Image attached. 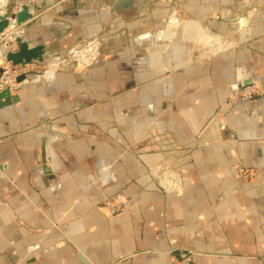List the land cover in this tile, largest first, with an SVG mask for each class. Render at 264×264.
Masks as SVG:
<instances>
[{
  "label": "crops",
  "instance_id": "0c3cea01",
  "mask_svg": "<svg viewBox=\"0 0 264 264\" xmlns=\"http://www.w3.org/2000/svg\"><path fill=\"white\" fill-rule=\"evenodd\" d=\"M173 1L167 24L182 26L162 53L148 49L164 45V29L153 40L137 32L119 64L54 83L41 70L40 87L27 80L0 110V264H264V0ZM102 7L112 10L108 0H30L39 34L28 46L51 45L41 36L66 25L69 44L78 26L105 30ZM139 41L149 42L142 53ZM251 82L260 106L243 116L237 94ZM158 167L174 168L182 191L154 187L145 173ZM108 199L123 209L105 216Z\"/></svg>",
  "mask_w": 264,
  "mask_h": 264
},
{
  "label": "rangeland",
  "instance_id": "374dc122",
  "mask_svg": "<svg viewBox=\"0 0 264 264\" xmlns=\"http://www.w3.org/2000/svg\"><path fill=\"white\" fill-rule=\"evenodd\" d=\"M142 1H144L143 5L139 6V8L136 7L129 13L133 17V19L132 17L130 19L120 17L121 13L123 12H113V10H110V9L106 10V7L100 8L105 11L108 17L106 20V23L108 24L106 25L105 30L104 28H102L103 30H101L100 32L95 31L94 29L95 26L90 24L88 30H85L83 32L78 26L76 30H78L79 35L75 40L72 41L71 44H69L68 42H64L65 40H62L65 34L68 33V31H70V28H72V26L70 25H66L67 28H65V30H62L63 34L61 35L62 32H60L58 37L57 36L55 37L54 34L57 32L52 29L48 30L47 37L41 36V38L42 37L44 38L43 40H46L48 43H51V45L49 44L45 45L44 42H39L40 37H37L36 40L38 42L36 43H38V45L41 43L39 46H41V50L44 53L42 59L44 58L46 54H49L53 51L59 52V54L57 55L53 54L54 57H57L58 62H57V65H54L55 67L53 66V68L50 69V70H53L52 72L55 71V73L53 74L52 83H54V81L56 80L55 75L56 76L74 75L75 78L81 80L83 75H86L88 71L90 72L93 69L98 68L99 66L101 67V65L105 63L115 62L119 64L118 63L119 58L115 56L116 53L117 52L119 53L120 51L125 52L126 50L131 49V47L133 46L132 41L134 40L133 36L137 34V32H140V34H145L146 32H150L149 34L147 33L146 34L150 35L151 37L150 39L153 40V38H155L158 32H160L162 29L165 30L168 18L169 17L172 18V15L175 13L176 9L172 10V9H168V7H164L163 3L166 2V0L164 1L163 0H142ZM21 2L22 3L25 2L28 4L29 7L28 6L27 7L29 11L30 0H8L6 5L2 9H0V11L2 12V14L6 15L7 18H9L11 15H17L21 13L22 11L21 5L24 6L23 4H21ZM100 2H102V0H100ZM161 3H162V6H158ZM168 3L174 4L175 1L168 0ZM156 8L164 10L165 18H163V20H160L158 17H156L154 14L151 13ZM36 10L41 11L40 9H36ZM96 10L97 8L90 7V11L95 12ZM146 12H149V13H146ZM155 20L157 22L156 24H157L158 29H156V25L155 26L151 25L147 27V25L145 24V23L147 24L152 23ZM78 23H81V21ZM33 24H34L33 18H31L21 23L18 26H16L15 23H14L15 26L14 25L10 26L9 24V26H7L0 33V51L4 49L6 52L4 57L0 56V82L12 81L17 84V90L10 91L11 95L12 93L14 95L20 94L19 91L21 89V85H23V83H26L28 80L27 78L26 80L24 79V81L21 80L23 79L22 77L24 74L26 75L28 72H31V71L41 72V70L46 69V67L42 63L41 65H39L36 62H34L35 61L34 60L31 63H29L26 67L22 66L23 68L20 71L21 76H19L18 72L14 68L16 66H20L21 64H14L10 62L7 58V56L14 55L17 53L18 51L17 41L18 40L20 41L23 40L25 43H28L27 41L29 37L30 39L31 38L34 39L37 36V34H39V31L37 30L38 29L37 27L39 26L32 27ZM27 28L28 29L31 28V29L27 31L26 30ZM149 30H153V32ZM81 32L83 33L81 34ZM138 44L141 47L138 52L142 53V50L148 47L147 45L149 44V42L139 41ZM220 44L226 47V41L224 39L220 40ZM159 45L161 46V44ZM33 47H37V46H33ZM33 47H29V49H32ZM72 49H75V51H72ZM69 51H72L73 54L72 55L66 54ZM4 62L8 63V65L6 66ZM77 63L81 65L78 69H75V70L66 69L67 67L74 68V65H77ZM59 69H63V70H59ZM128 69H131V68H128ZM41 80H43V77ZM260 96L261 95L257 91L256 93L252 94V96L250 97L251 98L250 100L252 101L258 100ZM238 100H240L243 104L248 106V103H246V101L243 102L240 97H238ZM250 100H247V101H250ZM250 112L253 113L252 106L251 108H248V109L246 108V110L243 112V116H247ZM160 153L163 154L162 156L165 159L166 153L165 152L164 153L160 152ZM145 175L146 176L150 175L149 177H151V179L154 181V184H153L154 187H157V189L163 195H166V193L177 194L180 191H182V181L179 176V173L172 167L168 169L166 167H158L155 170L150 169V171L145 173ZM237 175L238 177H240V179L246 180L247 181L246 183H250V184L259 183L258 179L256 178L258 174L255 171L242 169V170L237 171ZM122 209H123V205H120L116 208L115 211L118 212V211H121ZM112 215L113 214L109 216H112ZM180 256L185 257L186 255L181 254ZM262 261L264 263V259Z\"/></svg>",
  "mask_w": 264,
  "mask_h": 264
},
{
  "label": "water",
  "instance_id": "95a60500",
  "mask_svg": "<svg viewBox=\"0 0 264 264\" xmlns=\"http://www.w3.org/2000/svg\"><path fill=\"white\" fill-rule=\"evenodd\" d=\"M109 1L112 5L113 12H127V11H131L132 7H133V0H109ZM10 18H12L15 21V25L18 26L21 23L29 20L31 18V15H29V13H28V8L26 6H24V7H22L21 13H19L17 15H11ZM7 26H9V21L7 20L6 15L0 16V33ZM181 26H182V23L175 25V26L167 24L165 27V30H164V32H165L164 45L163 46L162 45L157 46V47L152 48V49H148V53L149 54H150V52L151 53H162L163 51H165V49H166L165 46L169 45L167 43V41H168L167 36H169L170 31L173 28H175V30L178 32V30L180 29ZM176 36H177V34H176ZM175 40H177V39H175ZM17 46H18L17 53L14 55L7 56L8 60L10 62H12L14 64L28 65L33 60H37L38 62H40L42 60L44 53L41 50V46H37V47H34L32 49H29V47L27 46V43H25L23 40L22 41L18 40ZM173 46H174V44H173ZM173 49H174V47H173ZM49 54L50 55L51 54L57 55V54H59V52L53 51ZM49 54L46 56H50ZM203 59H205V58H203ZM203 59L196 60L194 62L201 61ZM190 63H193V62H187V63H184L183 65L186 66V65H189ZM37 75H38L37 71H31V72H28L26 74V78L28 80L32 81L33 78ZM32 83H34V82L32 81ZM34 84L36 87L41 86V82H39V81L34 83ZM249 85H250V83H247V84L245 83L244 87L245 86L247 87ZM240 89H241V87H239V90ZM18 102H19L18 95H11V93L8 89L0 93V110H2L3 108H6L8 106H11L13 104H16ZM44 143H45V141L42 139L41 140V155L42 156L44 154ZM0 170H2L1 166H0ZM45 174H48V172L46 171ZM79 259L83 264H91L84 256L79 257Z\"/></svg>",
  "mask_w": 264,
  "mask_h": 264
},
{
  "label": "built area",
  "instance_id": "2783aa9c",
  "mask_svg": "<svg viewBox=\"0 0 264 264\" xmlns=\"http://www.w3.org/2000/svg\"><path fill=\"white\" fill-rule=\"evenodd\" d=\"M4 64L6 66L8 65V63H6V62H4ZM22 66H25L26 67L27 65H20V66H16L14 68L18 72L19 76H21L20 71L23 68ZM17 68H19V69H17ZM8 85L9 86L12 85V86L7 87ZM7 89L9 91H12V90L16 91L17 90V84L15 82H12V81H8V82H3L2 81V82H0V93L3 92V91H5V90H7ZM257 91H259V88L256 87L255 84L251 82L249 86L243 87L241 89V91L238 92L237 97H240L243 102L246 101V103H248V107L251 108V106L253 107V105H254L255 102L259 101V100H253V101L250 100L251 99L250 97L252 96V94L256 93ZM247 100H250V101H247ZM263 146H264V144H263ZM120 205H121V203L118 202L116 199H108L104 203V205L102 207H100V208L102 210H104V211L106 210L108 212V213L104 212V215L105 216L107 214H108L107 216H109V215L114 214L115 212H117L115 210Z\"/></svg>",
  "mask_w": 264,
  "mask_h": 264
},
{
  "label": "bare ground",
  "instance_id": "6f19581e",
  "mask_svg": "<svg viewBox=\"0 0 264 264\" xmlns=\"http://www.w3.org/2000/svg\"><path fill=\"white\" fill-rule=\"evenodd\" d=\"M109 1V0H108ZM110 2V1H109ZM111 4V3H110ZM4 5H5V0H0V9H2L3 7H4ZM112 6V5H111ZM27 7V6H26ZM28 8V7H27ZM28 13H29V11H28ZM2 12L0 11V16H4V14H2ZM29 15H30V13H29ZM8 19V21H9V24H10V26H12V25H14V23H15V21L12 19V18H7ZM15 26V25H14ZM15 33H16V31H15ZM5 50L3 49V50H1L0 51V56L1 57H4L5 56ZM49 53V52H48ZM46 55H48V54H46ZM44 56V58L40 61V63H42L45 67H46V69L45 70H43V72H42V75H43V77L45 78V80L48 82V81H50L51 80V74H52V71L53 70H50V69H52L53 68V66L54 65H57V57H54L53 55H50V56ZM34 61V60H33ZM35 61H37V60H35ZM38 62V61H37ZM36 62V63H37ZM41 65V64H40ZM55 67V66H54ZM38 72V75L37 76H35L34 78H33V82L34 83H36V82H40L41 81V79H42V75H41V72L40 71H37ZM23 79H21V80H23L24 81V79L26 80V75L24 74L23 75V77H22ZM7 87H9V86H7ZM241 91V89L239 90V92ZM238 92V91H237ZM237 92H233V94H235V93H237ZM259 106H260V104H259V101H257V102H255L254 103V105H253V113L254 114H256L257 112H258V109H259ZM164 186V185H163Z\"/></svg>",
  "mask_w": 264,
  "mask_h": 264
}]
</instances>
